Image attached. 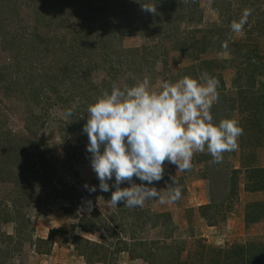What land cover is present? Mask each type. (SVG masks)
I'll return each mask as SVG.
<instances>
[{"label": "rangeland", "instance_id": "374dc122", "mask_svg": "<svg viewBox=\"0 0 264 264\" xmlns=\"http://www.w3.org/2000/svg\"><path fill=\"white\" fill-rule=\"evenodd\" d=\"M252 1L259 2L257 4L258 9L252 11V17L244 26V31L236 34L231 32L230 24L235 20L234 17L238 20V16L241 15L243 9L249 7L247 4H241L240 1L230 0L231 9L227 13L222 9L223 5L219 4V0H156L158 14L153 15L143 11L137 0H124L125 4H130L134 8L131 14L135 15L136 26L138 27L132 29L133 35L124 36L122 40L118 39L115 44L126 48L141 45L146 46V50H149L150 46L148 44H152V41L155 42L157 39V37L150 38V36L152 32L158 31L160 37L157 41L167 51V65L164 66L159 61L152 64V70L155 74L150 80L153 86L156 87L165 81H172L170 78L175 81L183 77L181 75H179L180 77L175 76L177 74L176 68L186 67L190 64V60L185 58L183 53L178 50L191 52L193 48L190 45V42H192L190 38L199 37L206 29L218 28L220 32H217L225 37L224 51L215 54L205 52L200 57L218 56L228 60V65L226 63L222 70V78L223 87L225 88L223 92L230 94L234 90L230 81L235 76L237 64L239 63H237V60L231 59L234 50L232 51L229 45L234 41L239 44V47L246 45V40L249 39L248 41H250L252 38H256V29L254 31L250 30L251 33L249 34H245V32L254 28L252 24L254 17H264V0ZM143 2H152V0H143ZM2 3L3 1L0 0V264H85L84 260L76 254L68 242L59 244L54 241L44 252L43 250L46 247L42 244L37 245V238L46 239L47 231L50 228H60L68 232V237L72 234H78L90 240L99 241L96 233L88 235L76 226L78 217L80 215L90 217L92 210H96L94 208L100 202H104L102 205L108 213L120 214L118 210L120 205L118 204H121V202L117 206L112 205L110 201L105 203L106 198H110L112 192L100 190L99 180L91 167V154L89 155L87 151L88 136L82 132L84 124L80 121L81 118H84V101L82 99L79 101L75 94L76 90L70 89L69 79L65 78L64 84L58 85L57 95L60 100L58 104L53 105L54 109L49 108L47 113H44V110H40L41 107L35 103L34 96H36L37 91L31 89V87L34 88L35 85H38L37 77L42 72L41 67L43 64L34 60L30 63L26 55L27 46H25V43L22 44L24 42L22 35L30 32L31 26L34 24V18H31V15L27 17L32 7L26 6L21 0H17L16 3L19 4L11 13L14 15L11 16L10 14L5 15L6 10L2 7ZM34 17L39 20V28H41L40 18H38V15H34ZM111 25H114V22H111ZM153 27H158V29L152 31ZM91 32L95 33L96 31L91 29ZM118 32H120V35H124L126 31L118 29ZM16 35L18 36L16 37ZM162 37H164V40H162ZM258 37L256 41L258 40L257 45L264 61V35ZM34 42L36 41L34 40ZM155 45L158 48V45ZM227 47L229 48L227 49ZM99 52L103 53L102 51ZM100 58L101 55L94 56L88 65L91 72L89 78L85 77V79L91 82L90 86L100 82V79L94 81L90 79L91 77H101L105 72L113 71L110 69L101 70L100 67H96L94 64ZM240 65L245 66L243 63ZM33 67L35 73L32 71ZM216 70L213 69V71ZM117 71L118 75L114 83L119 85H123L129 77L133 76L131 67L125 65H121ZM258 84L264 89L263 80L259 76L255 88H260ZM46 93L44 92L43 95L46 96ZM52 94H48L49 99H53L55 94ZM30 108L33 109L31 112L35 114H46L34 118L36 125H39L40 121L43 123L39 126L37 133L39 136L36 134L39 139L32 142L30 140L31 138L33 140L34 136L31 137L33 133L30 134L29 131L25 130L27 121L24 117L27 113L26 110H31ZM69 109L73 112L71 117L79 118L75 121V127L72 131L66 130L68 126L64 125L71 118L65 119L63 117V113ZM222 110L223 108H219V113ZM228 116H230L228 111L226 114L217 113V115H213L216 121ZM236 119H239V117H236ZM239 122L242 127H245L241 118ZM77 132L82 139V144L85 145L79 146L80 152H77L79 148L77 142L72 141L69 137L70 133L76 134ZM61 133H66V137L62 138ZM22 135L25 138H22ZM246 140L244 129L243 135L239 138L238 149L235 152L225 153L222 163H212V157L207 152L196 153L194 157H202L197 162L192 160L191 171H185V175L188 176L183 177V180L179 183V186L185 188L181 198L171 204H162L159 200H148L143 206L151 209V211L170 214L169 226L160 231L158 227L150 225L144 213H139L140 216L137 215L136 217L137 221H135L133 232H131L129 226L130 222H127L128 225L125 227H116L118 238L125 239L127 242L133 240L136 243L133 246L132 253L130 252L133 257L132 259L129 258V254L123 251L108 259L107 264H146L142 258H139V254H144L142 251L146 247L153 252V246H150V243L156 241L166 242V244H169L170 249L174 246L180 248L178 264H184L182 261L186 264L188 262L193 264L195 254L207 251L206 247L217 248L224 244L245 243L250 240L264 241V220L248 225H245L243 221L244 205L259 199L257 196L260 192H263L257 193L256 191L255 195L250 197L251 193L244 190V185L247 172L255 168L254 166H258L257 164L260 162L264 164V138L262 144L257 146H249ZM35 144L37 145L35 148H38L36 150L33 149ZM23 148L26 153L30 151L31 153L35 152V154L43 152L47 155L52 154L53 166L61 174L67 187H73L74 190H51V188L47 189V187L36 181L37 176L31 174L32 169L30 166L33 164V169L37 167H35V162L30 164V159L26 157L24 151L22 152ZM68 148H75L74 152L76 154L73 155L74 152L68 150ZM12 152L17 153L16 158L12 156ZM19 155L22 156V159L17 161ZM252 157L253 161H249ZM233 158L234 161L232 162ZM201 159L204 162L200 161ZM22 161L25 163H21ZM171 165L174 174L165 164L164 177L160 180L159 185L161 189L166 188L171 183L172 176L176 177L184 174V171L181 172L177 170L175 165ZM192 172L193 175H189ZM13 177L21 179L14 184ZM232 182L235 185L233 187L234 196L229 201V205L220 207L222 209L219 217L211 218V222L205 221L199 214L198 205L209 202L208 185H212L211 197L223 199L228 195ZM113 183L114 177L113 180L109 181L110 187ZM86 185L89 187V192L78 193L76 202L67 203L63 199L60 200V197L64 195L71 198L75 197L77 195L76 191ZM63 186L62 182H55L57 189H62ZM91 186H95L96 193L90 190ZM204 211L205 213L212 212L211 209H205ZM74 214L78 215L76 219L73 218ZM97 214L100 216L99 211ZM103 215L105 218L109 216L104 212ZM132 218L134 219V217H131L130 221L133 220ZM125 219L127 218L125 217ZM130 232L134 234V238L128 236ZM54 237L60 240L61 234H55ZM106 237L105 243L114 239L107 235ZM143 242H145V245L142 244ZM166 253L168 251L161 252L163 257ZM208 256H211V253Z\"/></svg>", "mask_w": 264, "mask_h": 264}, {"label": "trees", "instance_id": "16d2710c", "mask_svg": "<svg viewBox=\"0 0 264 264\" xmlns=\"http://www.w3.org/2000/svg\"><path fill=\"white\" fill-rule=\"evenodd\" d=\"M2 1V7L6 10L5 15H14L11 13H13L14 9H16L19 4L16 3L17 0ZM21 1L26 6L32 7L31 12L27 17H30L31 15V18H34V24L31 26L32 29L30 32L22 35L24 41L22 44L25 43V46H27L26 55L28 56L27 59L30 63L34 60L37 63L42 62L43 64L41 67L42 72H40V75L37 77L38 85H35L34 88L31 87V89L37 91L34 100L35 103L41 107L40 110H44V113H47L49 108L52 109L53 105L58 104L60 98L57 95V91H59L57 87L58 85L64 84V80L67 78V80L69 79L70 81V89L76 90L75 94L77 95V99L79 101H81V99L84 101V118H81L80 121L85 125L87 120L86 109L88 105L94 102L95 98L100 95L103 90L111 89V86L118 75L117 69L119 70L121 65L131 67V71L133 72V76L129 77L127 79L128 81L123 85H132L135 83L133 81L142 79L145 76L153 78L155 73L154 70H152V64L154 62L159 61L162 65H167V51L165 48L161 47L159 41H157L160 37L159 33H157L158 31L155 33L152 32V35L150 36V38L157 37V39L155 42L153 40L152 44H148L150 46L149 50H146V46L141 45L126 48L122 45L115 44L118 39L122 40L124 36L133 35L134 32L132 29L138 27L136 26L135 15L131 14V11L134 10V8H132L130 4H125L124 0ZM235 1H240L241 4H247L249 6L248 8H251L253 11L258 9V1ZM219 2L220 5H223L222 9L228 13L231 9L230 0H219ZM34 15H38V18H40L41 28H39V20H37ZM251 17L252 15L249 16L248 22ZM234 18L237 20L236 17ZM238 18H240V16H238ZM111 22H114V25H111ZM252 24L254 25H252L254 28L247 30L245 34H249L251 33L250 30L254 31L256 29L257 39L259 38V35H264L263 16L254 17ZM91 29H95L96 32L92 33ZM118 29L126 31L125 34L120 35ZM157 29L158 27H153L152 31ZM217 31H219L218 28L213 30L206 29L199 37L195 39L190 38L192 41L190 42V45L193 48L191 52L183 51L181 49L178 50L183 53L185 58H189L190 64L183 68H176L177 74L175 76L180 77L179 75H187L196 77L200 73L207 72L209 75L217 78L220 82L218 88L219 101L213 105L211 110L212 114H226L227 111L229 112L234 109V104H237V107L240 108L241 112H247L242 118L243 124L246 127L244 128L246 130V142L252 140L255 144L260 145L264 138V89L260 84H258L260 88H255V84L257 83L258 76H264V61L262 60V55L257 45L258 40L256 41L255 37L250 41H248V39L246 40V45L244 44L239 47V44L234 41L229 45V47L232 48V51L234 50L231 59L237 60V63L239 64H237L238 67L235 76H233L230 81L233 84L234 90L230 94H225V92H223L225 88L223 87L224 82L222 78V70L228 60H226V58H219L218 56H212L211 58L200 57V55L205 54V52H212V54H215L224 51L225 37ZM17 36L18 35H16V37ZM163 38L164 37H162V40H164ZM34 40L36 42H34ZM155 44L158 45V48ZM175 47L176 46L174 45V48ZM229 47H227V49ZM99 51H102L103 53ZM98 55H101V58L96 61L94 65L100 67L101 70L110 69L113 71L105 72L101 77H91V80L96 81L97 79H100V82L90 86L91 82L85 79V77L87 79L89 78V73L91 72L88 65L91 59ZM242 63L245 64L244 67L240 65ZM226 65H228V63ZM213 69L217 70L213 71ZM34 70L35 68L33 67L32 71ZM170 79L174 81L172 78ZM44 92H47V95L45 94L46 96L43 95ZM49 93L57 95H54V101L53 99H49ZM219 108H223L220 113ZM31 111H33V109L26 110L27 113L24 117H26L27 121L25 124V130L29 131L30 134L33 133L31 137L34 136L33 140L32 138L30 140L32 142L39 139L36 134L39 131V126L43 123L40 121L39 125H36L34 118L42 116L43 113L38 115ZM259 112L260 114L258 115ZM77 120H79L78 117L69 118L64 124L68 126L66 127V130H74V123ZM37 135L39 136V134ZM78 135V132L76 134L70 133L69 137L72 141L77 142L78 147L85 146L82 144V139ZM61 137L65 138L66 133H61ZM22 138L25 137L22 135ZM12 142H14V140H12ZM33 147L35 150L38 149L35 148L37 147L36 144ZM68 150L74 152L75 148H68ZM23 151L25 152L24 148L22 152ZM77 152H80V147L77 149ZM74 154H76V152H74L73 155ZM88 154L90 155V153ZM51 155H47L44 152L40 154H35V152L31 153L30 151L27 152L26 157L30 159V164L35 162V167H37L33 169V164L30 166L33 170L30 171L31 174H35L37 176L36 181L47 187V189L51 188V190L59 191L74 190L73 187H67L62 179L63 177L57 172L56 167L53 166V156ZM12 156L16 158L17 153L12 152ZM196 157H193V160L197 162L202 156ZM20 159H22L21 155H19L17 161ZM200 161L204 162L202 159ZM21 163L24 164L25 162L22 161ZM165 164L168 165L167 168H170V171L174 174L172 165L167 162H165ZM28 166L29 165L27 164V167ZM189 175H193V172ZM187 176L184 171V174L176 176L175 179L180 183L183 180V177ZM13 179V183L16 184L21 178L13 177ZM133 181L137 184L141 183V181L135 176L133 177ZM55 182H62L64 184L62 189H57V187H55ZM159 185L160 181L154 182L149 186L161 189ZM128 186L130 185L127 182L121 184V187ZM234 186V182H232L228 195L223 197V199H214L213 196L211 197L210 195L212 185H208L209 202L207 204L198 205V210L200 211L199 214L205 221L211 222V218L219 217L220 210L222 209L220 207H227L229 205V201L234 196ZM182 189L183 193L185 191L184 186H182ZM244 190L263 191L264 193V167H255L247 172L245 176ZM84 191L89 192V187L85 186L79 189V191H76L77 195L72 197L73 199L70 196L64 195L60 197V200L63 199L67 203L76 202L78 193L84 194ZM112 191H115L114 187L113 189L111 188L109 193ZM94 193H96V191H94ZM110 199L111 197H107L105 203ZM103 203L104 202H100L98 206H94V209H96L97 212L96 210H92L90 217L84 215L78 217L77 214L73 215L74 219L78 217L76 226L88 235L96 233L99 241L90 240L87 237L78 234H72L68 237L69 234L67 231L61 230L60 228H50L47 231L46 239L37 238V245H44L46 248H44L43 251L46 252L50 244L54 241H57L59 244L68 242L76 254L84 260L85 264H107L109 262L108 259H111L116 254L123 251L129 254V258L132 259L133 257L131 253L133 246L136 243L133 240L127 242L125 239L121 240L118 238V232L115 230L116 227H125L128 225L127 222H130L129 226L131 227V232H133L135 230V221H137L136 217L139 213H144L150 225L158 227L160 231L163 230L164 227L169 226L171 217L170 214L166 212L151 211V209L144 207L127 208L124 206V202L121 201V204H118L120 205V209L118 208L120 214L114 212L108 213L106 211L107 209L103 207ZM155 203L157 202L155 201ZM205 209H211L212 212L205 213ZM98 211L100 216L97 214ZM103 212L107 213L109 216L105 218ZM125 217L127 219H125ZM131 217H134L135 220L132 218L133 220L130 221ZM260 220H264V198L253 200L244 205L243 221L245 225L253 224ZM131 232L128 236L134 238V234ZM58 233L61 234L60 240L54 237L55 234ZM106 235L114 239L105 243L104 240L107 238ZM142 244L145 245V242ZM168 245L169 244H166V242L163 243L161 241L152 242L150 243V246H153L152 250L154 251L151 252L150 248L146 247L142 251L144 254H139V258H142L146 264H178L177 260L180 248L174 246L170 249ZM206 248L208 250L205 252H195L194 262L191 260L193 264H264L263 240H250L245 243L224 244L217 248ZM164 251H168V253L163 257L161 252L164 253ZM210 253L211 256H208ZM158 261L159 263H157ZM182 263L186 264L184 261H182ZM188 264L191 263L188 262Z\"/></svg>", "mask_w": 264, "mask_h": 264}, {"label": "clouds", "instance_id": "9594fccd", "mask_svg": "<svg viewBox=\"0 0 264 264\" xmlns=\"http://www.w3.org/2000/svg\"><path fill=\"white\" fill-rule=\"evenodd\" d=\"M137 2L143 11L158 14L156 0ZM252 11L243 9L240 18L231 22L232 33L244 31ZM219 84L207 72L156 87L145 76L132 85L113 83L88 105L82 132L88 136L87 151L100 190L115 188L109 200L112 205L123 201L127 208H142L148 200L175 203L183 189L174 176L163 192L149 186L163 179L165 162L181 172L190 171L196 153L207 152L211 162L218 164L225 153L238 149L244 132L239 120L216 121L211 111L219 101ZM72 115L71 109L63 113L65 119ZM134 176L141 183H135ZM125 182L130 186L121 187ZM90 190L95 191V186Z\"/></svg>", "mask_w": 264, "mask_h": 264}, {"label": "crops", "instance_id": "0c3cea01", "mask_svg": "<svg viewBox=\"0 0 264 264\" xmlns=\"http://www.w3.org/2000/svg\"><path fill=\"white\" fill-rule=\"evenodd\" d=\"M261 53V52H260ZM262 78V80H263V85H264V77H261ZM235 102V101H234ZM234 109L233 110H230L229 111V115L230 116H228V117H232V118H235L236 119V117H239V119L241 118H243L244 116H245V114H247V112L246 111H243V112H241L240 111V108L239 107H237V104H234V107H233ZM260 114V112L258 113V115ZM239 119H237V120H239ZM245 126V125H244ZM244 128H246V127H243V129ZM245 132H246V130H245ZM263 141V140H262ZM248 144H249V146H257V144H255L252 140H250V142H247ZM251 149V148H250ZM233 152H235V151H233ZM231 156V155H230ZM246 159H250V158H246ZM252 159V160H251ZM249 161H253V157L251 158ZM234 161V158L232 159V162ZM258 166H254V167H264V164L263 163H259V164H257ZM232 168H234L233 166H232ZM258 192H260V191H257V193ZM250 193H251V195H250V197H253V195H255V193H256V191H250ZM257 196V195H256ZM259 199H261V198H264V193L263 192H260V194H259V196H257Z\"/></svg>", "mask_w": 264, "mask_h": 264}]
</instances>
